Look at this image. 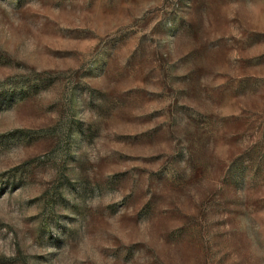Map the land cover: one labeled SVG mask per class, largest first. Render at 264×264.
Listing matches in <instances>:
<instances>
[{
	"label": "rangeland",
	"instance_id": "obj_1",
	"mask_svg": "<svg viewBox=\"0 0 264 264\" xmlns=\"http://www.w3.org/2000/svg\"><path fill=\"white\" fill-rule=\"evenodd\" d=\"M0 264H264V0H0Z\"/></svg>",
	"mask_w": 264,
	"mask_h": 264
},
{
	"label": "trees",
	"instance_id": "obj_2",
	"mask_svg": "<svg viewBox=\"0 0 264 264\" xmlns=\"http://www.w3.org/2000/svg\"><path fill=\"white\" fill-rule=\"evenodd\" d=\"M16 95L17 94L15 92H12V94L10 95V97L7 100V103H8L7 107L8 106L10 107L11 105H13L14 102H16L17 100L19 101V100L25 98V96L27 95V93L23 92V93L19 94L18 99H16V101H15L14 98H15Z\"/></svg>",
	"mask_w": 264,
	"mask_h": 264
}]
</instances>
